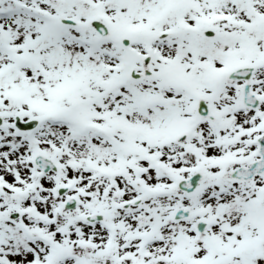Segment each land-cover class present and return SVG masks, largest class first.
Listing matches in <instances>:
<instances>
[{"label":"snow or ice","instance_id":"1","mask_svg":"<svg viewBox=\"0 0 264 264\" xmlns=\"http://www.w3.org/2000/svg\"><path fill=\"white\" fill-rule=\"evenodd\" d=\"M0 264H264V0H0Z\"/></svg>","mask_w":264,"mask_h":264}]
</instances>
